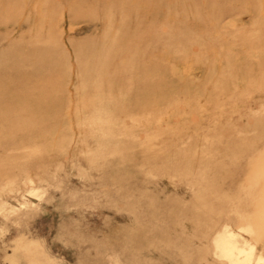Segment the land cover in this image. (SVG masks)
Returning a JSON list of instances; mask_svg holds the SVG:
<instances>
[{
  "label": "rangeland",
  "instance_id": "obj_1",
  "mask_svg": "<svg viewBox=\"0 0 264 264\" xmlns=\"http://www.w3.org/2000/svg\"><path fill=\"white\" fill-rule=\"evenodd\" d=\"M0 264H264V0H0Z\"/></svg>",
  "mask_w": 264,
  "mask_h": 264
}]
</instances>
